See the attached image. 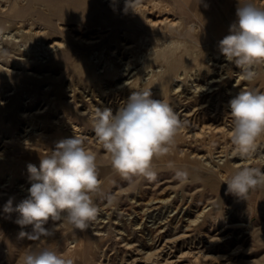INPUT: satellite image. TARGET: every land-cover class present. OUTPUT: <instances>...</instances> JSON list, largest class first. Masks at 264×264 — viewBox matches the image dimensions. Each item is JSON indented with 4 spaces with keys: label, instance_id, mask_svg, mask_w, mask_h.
Masks as SVG:
<instances>
[{
    "label": "bare ground",
    "instance_id": "1",
    "mask_svg": "<svg viewBox=\"0 0 264 264\" xmlns=\"http://www.w3.org/2000/svg\"><path fill=\"white\" fill-rule=\"evenodd\" d=\"M105 1H107L109 6L115 7L116 11H114V16L115 14H117L118 16H124L133 13L132 20L128 19L129 25H138V22L140 23L141 19H143L142 23H144L149 28L148 31H156V47L154 46L156 50H153V48H149V53L152 54H150L148 58L152 59V55L154 54L156 63H158L156 66L157 69L154 68L156 70H151L152 72H149L145 69L146 66L144 65H142L141 67L138 66L139 68L134 67L132 66L131 58H129L126 61L122 62L124 63L123 69H116V71L113 72V77L111 78V74H113L111 63L108 64L107 62H105V65L102 64L104 66V70H101L100 72H98V74L96 72V70L99 68L96 67L97 64L95 66L90 59L83 57V55V59L81 61V68L83 69V72L86 74L87 79L89 78L90 81H97L94 80V77L96 76L101 77L99 83H93V88L89 86L84 89H79L77 88L78 86L76 87L74 85V81L73 83L70 81V83L68 82L69 84H66L64 87L62 86V91L61 89H57L52 82L46 83V92H43V101L40 106L36 109L29 110L26 108L20 111L21 117L26 119V125L24 126L23 134L19 133V144L16 143L17 145H10L12 141L10 142L9 139V141L4 140V142L0 144V165L2 163L12 164L13 161H11V159L14 160L13 158L15 156H8L6 154V152L9 151L11 147L16 152L25 154L27 153L30 155H37V150L43 151V154H41V156L42 158H44L46 155L50 154L51 150H54L55 146H53V143L55 138L61 140L64 138H69L73 135L83 138L85 144L89 143L86 148L90 151H94V149L92 148V144L96 143L102 146V143L98 141L91 127V117L94 114L95 109L97 107L101 109L107 107L113 111V114H115L120 107L126 104L132 92L150 90L153 99H157L160 94H165L164 102L170 105L183 125L176 137L175 145L173 146L172 151L170 152V154H167L165 156L178 154V156L187 159V162L185 163L186 166L192 169L193 172L201 175L200 179L203 180V187L200 190H205L207 188L206 182L204 181H207L209 179V182L211 183V178L224 179L227 177V173L229 171L235 172L236 170H238V168L243 166L254 167L255 164H260L262 170H264L263 148H261L262 150H259L256 155L252 154V156L247 159H242L238 155H235L236 149L230 142L232 118L230 116L229 103L222 105L217 99V96L221 93H227L230 97H232L234 91H228V88L223 87L233 78L236 79L233 90H235L234 87L239 85H244V89H264V64H260L255 67V70L258 73V77L254 83L241 81L238 77V73L240 70L234 64L226 61L225 57L220 52L218 53L215 49H212V51L203 50L202 45L199 44V39H190L188 38V36L183 35V33L187 31L185 29V23L187 21L186 18L181 13H178L170 4L166 3L165 0H139V3L135 5L132 10L129 9L127 12L124 11L125 0ZM182 2L187 5L189 11H193V13L195 14V20L188 25V30L199 34V36L203 34V31H207L205 33L209 34L204 33L205 35L203 36L205 38L207 37L208 40H211L209 39V37H214L219 43L221 39L229 34L230 26L237 19L236 7L238 0H182L181 4ZM256 3L259 6L264 7V0H256ZM5 8L6 7H4V9ZM6 12H8V10ZM69 23L63 25V27L62 23L60 27L63 30L68 31V34L71 35V40L73 43H81L90 46L96 44L99 41L102 42L101 39L105 36V34L101 31V35H92L88 38H85L74 32V29L76 30V28H78L77 25L79 23L77 25H69ZM32 27L30 24V27H28V29L26 28L27 31L25 32L28 33V31L30 32L31 30H33L34 27ZM84 27H86L85 24ZM88 27L90 26L88 25ZM134 29L135 27H127L123 29L124 38L121 45L125 50L131 51L135 48V46H137L136 42H133L132 39L130 41L128 39L129 36L127 35L129 31L132 32V30ZM44 30L45 29L42 28L34 29V33L41 36ZM47 32L49 31L47 30ZM14 35L15 34H11V36ZM130 35L132 36V34ZM15 39L16 38H14V40ZM68 39L56 35L55 39H53L51 43H48V45L46 46V50L51 54V50H56L58 46H64ZM181 41H183L184 43ZM69 42L71 41L69 40ZM209 44L213 45L214 43L210 42ZM90 49L91 48H89V50ZM118 51L119 46H116L115 49H112L111 52L113 55H115L118 53ZM40 55L41 54H39V57H41ZM42 57L44 56L42 55ZM99 57L102 58V52L100 53ZM44 58L47 57L45 56ZM52 62L53 63L51 67L53 66L58 69V71L62 70V72H64L63 70L65 69H63L60 61L55 59L52 60ZM144 63H146V61H144ZM45 64L46 63H44V65ZM47 71V69L45 70V72L32 71L31 73H29V75L33 78L38 79V81L41 80L42 82H46L47 80L57 81L59 79V77H56L57 75L55 76L52 73H47ZM80 76L82 77V75ZM66 77L67 76H65V78ZM123 77L126 78L121 79ZM97 85L100 86L101 89L97 88ZM64 93L67 94L69 100L65 101ZM3 99L6 100L7 98ZM4 100H0V104H6V101ZM72 102L77 103L74 108L75 113L77 114L76 119L70 117L68 113V107L71 106L70 103ZM49 127L53 128L51 130V133L48 131ZM67 130H69L68 132L70 134L68 136L67 133H65V131ZM218 133H220L221 135L219 138ZM262 139H264V137H262ZM214 141L219 143V150H204L206 146ZM226 142L228 143L225 145ZM43 143L47 144L48 146L46 148L42 147ZM153 163L155 170L158 169L160 165H164L163 161H159L156 159ZM112 174L113 173H109L107 175L105 174V176H102L103 178L100 179L101 183L104 182V178H108L109 176L111 177ZM30 186L31 185L26 186L20 181L17 187L19 188L20 192L22 194H25L27 197V190ZM173 198L174 195H170V193L168 196L161 195L159 197H146L144 196V193H141L140 198H138L136 201L134 200L136 202V207L129 214L136 213V217L142 218L143 221V216L148 211L150 212L152 210H160L165 207H171L173 205ZM194 198L195 197L191 195L187 202V218L181 216L179 221L174 226V221L170 220H165V222H163V220H156V226H148L147 224L142 226L144 222H138L137 220L136 223H132V221H130L128 222L129 224L124 223L122 224V227H118L116 231L117 234L120 235V237H118L117 239L120 240V247H122L125 252L124 256L121 258V261L118 264H235L233 261V255L241 251L240 248L242 245L239 244L237 245V247L232 249L230 253H226L223 251H218L217 244L232 237L237 238L239 242L241 241V239L235 231L224 233V235L219 236H215L212 234L209 235L205 218L210 214L215 217V219H218V216L216 217L213 211L216 208V200H209L206 204H204L200 202L195 203ZM139 200L140 202H138ZM193 204L196 206L194 212L192 211L191 207ZM175 207V211L177 213L178 210L183 208L184 206L181 207L180 205H178ZM195 212L197 214L194 218H192L191 215ZM223 214L224 210H222V213L219 215V217ZM180 220H182V222L179 224ZM96 222L97 223L94 222L95 232H93V234L98 240L97 246H101L103 245V241L107 237L102 232L101 227L103 225H100L98 221ZM250 224L251 221H249L248 223H234L235 227L237 225H243L245 226L244 230L248 231L249 229H253L251 226L252 224ZM50 225L51 227H53L54 223ZM132 225L134 226V230H137V236H139V239L137 238V240L132 238L133 232L131 233L130 230L127 229L130 226L132 227ZM179 225L184 227L183 232L174 237H167L170 229H172V227L174 229H177ZM17 226L19 225L17 224ZM126 231H128V233H126ZM56 232L61 234L60 237H62V240H73V244L69 246L68 249L71 254H73L76 262H78L79 264H92V260H94L97 255V247H95V249H92L88 245L85 230L81 231L79 229H74L71 225L60 224L58 225ZM98 253L102 256L97 264H112L110 261L111 259L109 260V256L106 253V249H103L101 253L100 251ZM189 256L193 258L192 260L194 263H192V261H185V258Z\"/></svg>",
    "mask_w": 264,
    "mask_h": 264
},
{
    "label": "rangeland",
    "instance_id": "2",
    "mask_svg": "<svg viewBox=\"0 0 264 264\" xmlns=\"http://www.w3.org/2000/svg\"><path fill=\"white\" fill-rule=\"evenodd\" d=\"M181 1L182 0H165L166 3L170 4L178 13H181L186 18L187 21L185 23V29L187 31L184 32L183 35L188 36V38L190 39H199V44L202 45L203 50L212 51V49H215L219 53L220 50L219 43L216 41L217 39H215L214 37L210 38L209 35L208 37L211 40H208L207 37L205 38L203 36L205 34H209L205 33L207 31H203V34L199 36V34L188 30V25L195 20V14L193 13V11H189V8L183 2L181 4ZM4 7L8 9H4ZM7 10L8 12H6ZM114 11H116L115 7L109 6L107 1L105 0L0 1V100H4L3 98H7L6 100H4L6 101V104H0V144H2L4 140L8 139L10 140V142L12 141L10 145L19 144L18 141H20V134H23V129L26 125V119L21 117L20 111L26 108L29 110L36 109L40 106L43 101V92L47 87L46 83L52 82L54 86L57 89H61V91L66 84L70 83V81L72 83L74 81V85L76 87L78 86L77 88L79 89H84L89 86L93 88L95 83H99V81L101 80V77L99 76H96L99 78L94 77V80L97 81H90L89 78L87 79L86 74L81 68L83 55V57L90 59L95 66L97 64L96 67H99V70H96L97 73L101 70H104L103 65L106 64L105 62H107L108 64H112V73L115 72L116 69L121 70L124 67V63L122 62L126 61L129 58H131V63L134 67H141L142 65H144L146 66L145 69L149 72H152L151 70L157 69L156 66L158 63H156L154 54L152 55V59L148 58L149 55L152 54L149 53V48H153V50H156V31H148L149 28L144 23H142L143 19H141L140 23L138 22V25H129L128 19L132 20L133 13L124 16H118L117 14H115L114 16ZM67 23H69V25H77L79 23L77 25L78 28H76V30L74 29V32L85 38H88L92 35H101V33L103 32L105 36L102 39L104 40L101 39L102 42L99 41L100 43L97 42L94 45H90L91 47L89 45L87 46L81 43H73L71 40V35L68 34V31L63 30L60 27L61 24L63 27V25ZM30 24L31 27H34V29H45L41 36L34 33V29L30 32L28 31V33L25 32L27 31L28 27H30ZM84 24L86 27H84ZM88 25L91 27V29L90 27H88ZM127 27H135V29L132 30L133 33L129 31L130 33L128 32L127 34L129 36L128 39L130 41L132 39V41L136 42L137 45L131 51L123 49L121 45L124 38L123 29ZM61 29L65 32L66 35ZM47 30L49 32H47ZM11 34L15 35L11 36ZM130 34H132V36ZM56 35L62 36L65 39H69L64 44V46H58L56 50H51L50 54V52L46 50V46L48 45V43H51L53 39H55ZM13 37L17 40H14ZM69 40L71 42H69ZM210 42L214 44L211 45L209 44ZM116 46H119L120 52L118 51L117 53L119 56L117 54L113 55L111 52L112 49H115ZM89 48L91 49L89 50ZM101 52L102 58L99 57ZM39 54H41V57H39ZM35 55L38 57H36ZM42 55L44 57L46 56L48 59L42 57ZM41 58L44 60V62ZM55 59L61 62L63 69H65L63 70L64 72H62V70L58 71V69L53 66L51 67L53 63L52 60ZM144 61H146V63H144ZM44 63L46 64L44 65ZM46 69L48 70L47 73H52L55 76L57 75L56 77H59V79L57 81L47 80L46 82H42L41 80L38 81V79L33 78L29 75V73H31L32 71L45 72ZM79 74L82 75V77ZM113 75L114 73L111 74V78L113 77ZM65 76L67 77L65 78ZM124 78L126 77H123L121 79ZM86 82H89L90 84L88 83V85ZM235 83V78L226 83L223 88H228V91L234 92L232 94V97H230L227 93L219 94L217 96L219 103H221L222 105L229 103V101L234 98L241 90H244V85L236 86L234 87L235 90H233V86L235 85ZM96 87L100 88V86L98 85ZM259 91H264V89H261ZM164 97L165 94H160L157 99H161L162 101H164ZM64 99L65 101L69 100V97L66 93H64ZM77 103L72 102L70 103L71 106L68 107L69 116L73 119L77 118V114L74 110ZM52 129V127H49L48 131L51 133ZM68 131L69 130L65 131V133H67V136L70 135ZM218 135L219 138L221 135L220 133H218ZM58 141L59 140L55 138L53 146H55ZM227 143L228 142H226L225 145ZM88 144H85V147ZM218 145L219 143L214 141L206 146L204 150H219ZM257 145L258 146L253 153L254 155H256L259 150H262L261 148H263L264 150V139H262V137L258 139ZM47 146L48 145L44 143L42 145V147L44 148H46ZM92 148L94 149L93 152H95L97 155L96 162L98 163L97 166L99 179H102V176H105V174L107 175L109 173H113L111 177L109 176L108 178H104V182L101 183L100 193L94 196V202L98 208V214L95 220L89 222V227L85 230L88 245L92 249H95V247H97V255L96 258L92 260V264H97L99 262L102 255L98 252L100 251L101 253L103 249H106V253L109 256V260L111 259L110 261L112 264H118L121 261V258L124 256L125 252L124 249L120 247V240L117 239L118 237H120V235L117 234L116 229L120 226L122 227V224L124 223L129 224L128 222L130 221H132V223H136L137 220L138 222L142 221V218L136 217V213L129 214L136 207L135 201L140 198L141 193H144V196L146 197H159L161 195L168 196L169 193L170 195H174L172 201L173 205L171 207H165L160 210H152L150 212L148 211L143 216L142 222L144 223L142 224V226H144L145 224H147L148 226H156V220H163V222H165V220L174 221V226L179 221L181 216L187 218V202L191 195L195 197V203L200 202L206 204L209 200H216V208L213 211L214 215L216 217L218 216V219H215V217L210 214L205 218L209 235L212 234L215 236H219L224 235V233L235 231L241 239V241L239 242L237 238L232 237L228 240L218 243V251L230 253L232 249L241 244V251L233 255V261L235 264H264V187H258L254 190H250L246 197H237L236 195L231 194L227 191V185L224 183L226 179L230 178L231 175L234 174V171H229L227 173V177L224 179L211 178V183L209 182V179L207 181H204L206 182L207 188L205 190H200L203 187V180L200 179L201 175H198V173L193 172L192 169L186 166L185 163L187 162V159H184L178 156V154H175L172 156H162L156 159L159 161H163L164 165H160V167L156 169L158 175L155 181H147L143 178H134L136 181L135 187L130 188L128 181L122 179L121 176L116 173L111 167L109 155L103 149V146L95 143L92 144ZM6 154L8 156L15 157L13 158L14 160L11 159V161H13L12 164L2 163L0 165V264H18V258L25 250V248L30 245L38 247H48L60 254H63L66 257L74 259L73 254H71L68 249V247L73 244V240H62V237H60L61 234L57 233L56 231L52 237L41 239L40 241L29 240L27 236L20 237L19 234L21 231L25 233H32V226L28 225L24 228L17 226L16 220L19 214L15 211L11 213H5L3 209L9 199L12 200L13 208H15L16 205L27 198L25 194H22L20 192L17 186L19 185L20 181L26 186L31 185V181L29 179L30 174L28 172L27 165L33 164L37 166V168H39L40 159L42 158L41 154H43V151L37 150V155H30L27 153L25 154L16 152L11 147L9 151L6 152ZM170 164L172 165V167L169 166ZM254 167L261 168L260 164H255ZM176 170L187 171L189 173L188 182L181 183L177 181L174 176ZM109 197L113 198L111 203H109ZM138 202H140V200ZM178 205L184 207L179 209L176 213L175 206ZM191 207L192 211L194 212L196 206L193 204ZM222 210H224V214L219 217V215L222 213ZM196 214V212L192 213L191 217L194 218ZM182 220H180L179 224L182 222ZM96 221H98L100 225H103L101 229L107 237L103 241V245L101 246H97L98 240L93 234V232H95L94 222L97 223ZM249 221H251L252 225H250L253 228L252 230L249 229V231L244 230L245 226L243 225H237L236 227L234 225V223H248ZM52 223L54 222L49 220L45 227L52 228L50 225ZM180 226L181 225H179L177 229H174L172 227V229H170V232L167 234V237L170 238L181 234L184 227ZM127 229H129L131 233L133 232L132 238H134L135 240H137V238L139 239V236H137L136 232L137 230H134L133 225L132 227L130 226ZM126 233H128V231H126ZM192 259L193 258L189 256L185 258V261H192V263H194ZM74 262L75 264H79L78 262H76V259H74Z\"/></svg>",
    "mask_w": 264,
    "mask_h": 264
},
{
    "label": "clouds",
    "instance_id": "3",
    "mask_svg": "<svg viewBox=\"0 0 264 264\" xmlns=\"http://www.w3.org/2000/svg\"><path fill=\"white\" fill-rule=\"evenodd\" d=\"M139 0H125L127 12ZM236 21L229 34L219 41L220 53L240 71L239 80L254 83L255 67L264 64V7L256 0H238ZM232 127L230 140L235 155L242 159L252 156L257 141L264 137V91L241 90L229 101ZM182 122L170 105L153 99L151 91H134L126 104L115 114L110 108H96L91 117L92 131L109 155L111 167L129 187L134 178L155 181L154 160L170 154ZM97 155L85 147L80 136L59 140L50 154L40 159L39 168L28 164L31 186L27 198L13 208L12 200L4 206L5 213L19 214L16 223L32 226V233L20 232V237L32 241L50 238L58 225L68 224L81 231L96 219L98 208L94 196L101 191ZM172 167V165H169ZM175 179L188 182L189 173L176 170ZM227 191L246 197L250 190L264 187V170L259 167L238 168L224 182ZM113 200L109 197V203ZM54 222L52 228L45 225ZM59 222V223H55ZM18 264H75L73 258L48 247L28 246L18 258Z\"/></svg>",
    "mask_w": 264,
    "mask_h": 264
}]
</instances>
